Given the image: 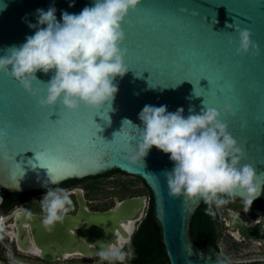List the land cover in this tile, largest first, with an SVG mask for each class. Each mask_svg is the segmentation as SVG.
Here are the masks:
<instances>
[{
  "label": "water",
  "instance_id": "water-1",
  "mask_svg": "<svg viewBox=\"0 0 264 264\" xmlns=\"http://www.w3.org/2000/svg\"><path fill=\"white\" fill-rule=\"evenodd\" d=\"M93 4L94 0H0V55L10 54L9 48L34 35L29 24L38 23L37 9L55 7L62 22L64 11L79 14ZM123 27L130 70L117 77L119 90L111 108L97 111L82 106L73 112L62 103L42 107L39 96H32L13 76L0 73V189L28 194L118 171L149 188L153 224L169 264H233L224 260L212 241H192L191 221L203 201L169 196L162 174L174 167L169 154L153 147L143 164L132 165L120 145L137 148L140 131L133 124L142 127L139 114L145 105L167 106L169 112L183 108L185 116L214 107L246 152L242 163L264 173V0H142ZM245 29L260 46V56L237 54L239 31ZM36 75L47 82L54 73ZM34 86L46 96V85L36 82ZM226 104L233 106L235 115L225 112ZM75 139L81 142L79 152L95 158L83 162L78 158L75 167L58 175L49 153L59 145L74 147ZM47 168L58 184H45ZM73 193L79 207L76 214H68L51 231L43 224V214L14 216L4 231L15 238L18 251L49 264L72 255L94 258L98 241H130L147 204L146 197L115 198L112 208L91 211L83 190ZM258 200L264 202V186L254 201ZM230 216L233 230L235 217ZM236 216L244 219L239 213ZM240 231L247 238L257 237L245 227ZM0 264L5 263L0 260Z\"/></svg>",
  "mask_w": 264,
  "mask_h": 264
},
{
  "label": "clouds",
  "instance_id": "clouds-1",
  "mask_svg": "<svg viewBox=\"0 0 264 264\" xmlns=\"http://www.w3.org/2000/svg\"><path fill=\"white\" fill-rule=\"evenodd\" d=\"M141 3L142 0H94L79 14L64 11L62 22L57 19L55 7L37 9L38 23L29 24L35 29L34 35L28 36L21 46L9 48L6 53L10 54L0 55V73L13 76L32 96H39L42 107L62 103L73 112L82 106L97 111L105 106L111 108L119 90L115 81L130 70L123 25ZM250 53L260 56V46L253 42L249 30L239 31L237 54ZM38 72L54 75L45 82L38 79ZM36 82L46 85V96L42 95L43 89L34 86ZM224 110L235 115L231 104H226ZM139 119L142 127L125 120L139 129L140 137L136 149L121 143L127 154L124 158L132 165H140L153 147L169 154L174 167L162 174L170 197L202 200L208 205L207 214L214 217L213 205L220 208L243 196L247 212L261 195L264 173L242 163L246 152L216 108L204 107L198 114L185 116L183 108L169 112L167 106L145 105ZM108 120L110 123L109 117ZM74 142L79 143V139ZM59 182L48 170L45 184ZM73 194L61 187L47 188L40 203L43 224L49 231L63 224L68 213L74 211ZM14 215L30 217L32 213L21 206ZM97 243L101 261L125 264L132 258V253L125 251L127 241Z\"/></svg>",
  "mask_w": 264,
  "mask_h": 264
},
{
  "label": "flooded vegetation",
  "instance_id": "flooded-vegetation-1",
  "mask_svg": "<svg viewBox=\"0 0 264 264\" xmlns=\"http://www.w3.org/2000/svg\"><path fill=\"white\" fill-rule=\"evenodd\" d=\"M89 182L84 186V189L92 190V181L87 180L83 183ZM79 183L77 185H70L65 189L69 191L75 189H81ZM104 184V183H103ZM102 184V185H103ZM131 187L138 191L139 194L132 195V197H146L147 204L145 206L142 220L136 224V229L130 238V241L125 245V251L134 254L133 238L136 232L145 224L150 208L153 205L152 195L146 184L141 181H135L131 183ZM84 197L87 201V206L91 211H105L112 207L100 210L91 207V200L88 199L87 192L84 190ZM47 190L35 191L25 194L26 197H18L10 200L7 206H13L9 210H0V260L5 264H49L41 259L32 256L30 254L22 253L17 250L15 245V238L4 231V228L12 225L14 222V213L18 207L23 206L33 214H43L41 208H39V202L43 198V195ZM125 198V199H128ZM75 209L68 214H76L78 210V203L75 194L71 196ZM122 199V200H125ZM121 201V200H120ZM6 206V207H7ZM224 211V215L221 217V228H218L220 234L217 245L215 246L220 252L221 256L226 262L233 264H258L264 262V202L261 200L254 201L250 209L245 212L244 200L235 198L230 200L229 203L221 206ZM259 211L260 213H257ZM239 213L243 215L244 219L236 216ZM234 215L235 229H231L232 218L230 215ZM240 227L249 229L251 234H256V239L245 237ZM15 232V228H13ZM63 264H108L106 261H101L98 256L94 258H87L82 255H72ZM125 264H136L134 260L129 259Z\"/></svg>",
  "mask_w": 264,
  "mask_h": 264
},
{
  "label": "trees",
  "instance_id": "trees-1",
  "mask_svg": "<svg viewBox=\"0 0 264 264\" xmlns=\"http://www.w3.org/2000/svg\"><path fill=\"white\" fill-rule=\"evenodd\" d=\"M115 175L125 176L124 174L116 171L99 176L97 178H87L82 181L70 180L54 187L66 188L70 185H77L90 180L92 181V186L94 189H96L102 186L105 179L111 178ZM135 179L137 182L141 181L138 178ZM135 181H132L131 183H134ZM0 197H3V203L0 204V210H9L14 207V205L9 207L7 206V203L10 200L18 197H26V195L19 193H8L0 189ZM98 208L99 206L95 209ZM207 208L208 205L202 202L200 207L197 209L196 214L193 216L190 225L191 239L196 244H206L208 241H212L213 245L216 246L220 236L218 228L221 222L215 205H213V210L216 213L214 217L207 214ZM133 246L134 254L132 256V260H134L136 264H169L168 258L163 251V245L160 241L159 229L153 224L152 207L149 210L145 224L136 232L133 238Z\"/></svg>",
  "mask_w": 264,
  "mask_h": 264
},
{
  "label": "rangeland",
  "instance_id": "rangeland-1",
  "mask_svg": "<svg viewBox=\"0 0 264 264\" xmlns=\"http://www.w3.org/2000/svg\"><path fill=\"white\" fill-rule=\"evenodd\" d=\"M135 180L134 177L127 175H115L111 178L105 179L104 184L94 190L84 189V186L89 182L81 184L80 188L87 192L88 199L91 200V207L96 208L99 206V209L102 210L112 207L115 198L122 200L132 195L139 194L137 190L131 187V182ZM39 208H41L40 202ZM216 211L221 222V217L224 215V211L221 207L216 208ZM219 227L221 228V224Z\"/></svg>",
  "mask_w": 264,
  "mask_h": 264
},
{
  "label": "snow or ice",
  "instance_id": "snow-or-ice-1",
  "mask_svg": "<svg viewBox=\"0 0 264 264\" xmlns=\"http://www.w3.org/2000/svg\"><path fill=\"white\" fill-rule=\"evenodd\" d=\"M130 22L131 20H129V23ZM129 138L132 139V137ZM80 143V140L79 143L73 141L72 144L74 147L72 148L59 145L56 150H53L49 153L50 158L56 162V171L58 175L64 174L67 169L75 167L78 162V158L79 162H83V160L87 158H95V156L86 157L81 152H79L77 148ZM48 170L50 171V169Z\"/></svg>",
  "mask_w": 264,
  "mask_h": 264
},
{
  "label": "built area",
  "instance_id": "built-area-1",
  "mask_svg": "<svg viewBox=\"0 0 264 264\" xmlns=\"http://www.w3.org/2000/svg\"><path fill=\"white\" fill-rule=\"evenodd\" d=\"M66 261V260H65ZM65 261H59V262H56V263H51V264H63Z\"/></svg>",
  "mask_w": 264,
  "mask_h": 264
}]
</instances>
